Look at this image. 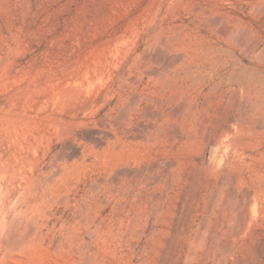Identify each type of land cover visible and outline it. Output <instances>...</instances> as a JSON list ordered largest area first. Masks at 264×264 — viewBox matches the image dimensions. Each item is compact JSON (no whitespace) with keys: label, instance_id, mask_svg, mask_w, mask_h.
I'll use <instances>...</instances> for the list:
<instances>
[{"label":"rangeland","instance_id":"1","mask_svg":"<svg viewBox=\"0 0 264 264\" xmlns=\"http://www.w3.org/2000/svg\"><path fill=\"white\" fill-rule=\"evenodd\" d=\"M0 173V264H264V0H0Z\"/></svg>","mask_w":264,"mask_h":264},{"label":"bare ground","instance_id":"2","mask_svg":"<svg viewBox=\"0 0 264 264\" xmlns=\"http://www.w3.org/2000/svg\"><path fill=\"white\" fill-rule=\"evenodd\" d=\"M156 61L157 62H162L163 61V56L162 55H160V54H158L157 55V57H156ZM152 72H153V74L154 75H156V76H161V78L163 77V72L161 71V70H159V69H153L152 70ZM175 96H178V95H176L175 93H173L172 94V96L170 97V98H168L167 100L169 101V102H172V98H174ZM143 98H141L139 95H138V99L136 100L137 102V104L135 105V111L134 112H141L142 113V116L144 117V119L146 120H148L149 122L151 121L150 120V118H149V116L150 115H153V110H152V107L151 106H149V105H151V103H149L148 105H146V106H144V107H142V108H140V102H141V100H142ZM174 101H176V99H174ZM181 109V107H177L176 109H174L173 111H172V114L173 115H175L176 113H178L179 111H181L180 110ZM132 111L133 110H130L129 111V115H128V117L131 115V113H132ZM159 113H161V112H159ZM140 119V118H139ZM138 119V120H139ZM161 119H163V118H161ZM129 120V119H128ZM149 122H146V123H141V126H143V127H146V128H151V125H149ZM139 127H140V125H139ZM138 127V128H139ZM133 135H135V134H133ZM1 174V173H0ZM2 175V174H1ZM25 178V177H24ZM11 204H12V202H11ZM10 207V206H9ZM9 209V208H8ZM3 220H4V218H3ZM22 224V223H21ZM21 226V225H20ZM26 232V231H25ZM29 233V232H28ZM11 234V233H10ZM24 235H25V233H24ZM27 238V237H26Z\"/></svg>","mask_w":264,"mask_h":264}]
</instances>
